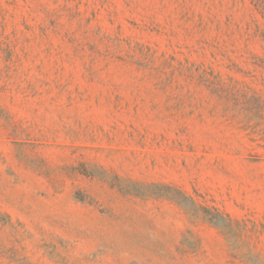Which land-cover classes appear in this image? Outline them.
<instances>
[{
	"label": "rangeland",
	"instance_id": "rangeland-1",
	"mask_svg": "<svg viewBox=\"0 0 264 264\" xmlns=\"http://www.w3.org/2000/svg\"><path fill=\"white\" fill-rule=\"evenodd\" d=\"M0 264H264L252 0H0Z\"/></svg>",
	"mask_w": 264,
	"mask_h": 264
},
{
	"label": "trees",
	"instance_id": "trees-1",
	"mask_svg": "<svg viewBox=\"0 0 264 264\" xmlns=\"http://www.w3.org/2000/svg\"><path fill=\"white\" fill-rule=\"evenodd\" d=\"M258 10L264 13V0H252Z\"/></svg>",
	"mask_w": 264,
	"mask_h": 264
}]
</instances>
